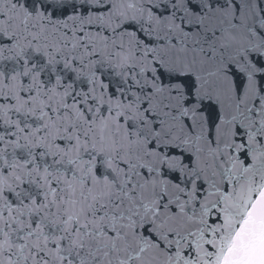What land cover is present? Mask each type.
<instances>
[{"label": "snow or ice", "instance_id": "obj_1", "mask_svg": "<svg viewBox=\"0 0 264 264\" xmlns=\"http://www.w3.org/2000/svg\"><path fill=\"white\" fill-rule=\"evenodd\" d=\"M0 264H264V0H0Z\"/></svg>", "mask_w": 264, "mask_h": 264}]
</instances>
